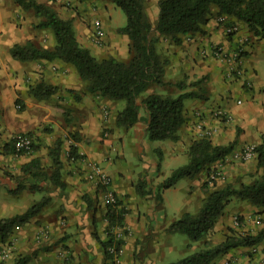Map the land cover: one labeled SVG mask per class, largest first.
<instances>
[{"label": "crops", "instance_id": "0c3cea01", "mask_svg": "<svg viewBox=\"0 0 264 264\" xmlns=\"http://www.w3.org/2000/svg\"><path fill=\"white\" fill-rule=\"evenodd\" d=\"M37 2L65 20L74 18L87 4L80 0ZM110 14L111 11L97 19L105 31L106 46L102 50L110 49L116 58ZM158 15L159 7L151 19L154 28ZM33 18H39L33 10L27 12L16 7L14 0H0V169L9 171L8 175L15 171L24 174L31 183L19 191L9 177L0 176V219L23 214L44 196L50 201L40 214L15 229L14 252L8 260L5 259L9 255H1L0 264H14L20 256H30L28 264H163L167 252L174 247L176 234L168 233L170 224L185 213L195 212L190 206L196 212L201 208L199 200L195 203L190 198L191 188L197 189V196L201 195V178L182 179L172 187L187 181L181 188L185 196L176 208L166 197L172 188L160 187L175 169L183 166L182 159L192 140L199 139L198 121L203 119L216 145L225 146L237 139L233 152L264 142V39L250 36L246 25L232 18L219 23L214 17L204 25L203 31L181 36L178 44H168L169 52L165 53L170 55V60L165 66L164 84L152 86L148 94H160L166 85L172 84L179 89L176 94L194 91L199 98L185 100L188 121L179 132V141L150 142L147 125L141 119L129 131L117 127L118 112L114 114V110L113 114L109 111L110 118L106 121L104 107L110 102H101L99 96L90 94L72 67L43 60L21 62L12 57L10 49L15 44L31 41L43 45L41 38L36 37L38 33L32 30ZM79 19L74 24L78 42L98 49L93 38L94 25L91 32ZM231 24L238 26L234 33L227 32ZM49 42L50 46L55 45V39ZM125 42L130 41L126 38ZM160 42L155 47L157 55L164 40ZM218 47L224 50V58L214 53ZM236 53L242 55L239 60L234 58ZM197 81L200 82L193 85ZM42 82L57 88L54 98L30 95V85ZM238 100L242 103L238 104ZM17 101L24 106L22 111L16 109ZM218 110L227 112L230 121L218 119ZM140 116H145L143 111ZM20 133L33 135L37 149L29 154L31 157L28 153L13 155L6 151L5 145ZM68 135L71 139L67 143ZM57 143H60L62 168L60 183L54 184L51 153ZM129 145L142 167L130 170L122 163L129 156ZM76 146L86 162L97 163L111 176L110 188L113 187L118 199L115 207L125 212L123 226H111L108 219L111 204L106 205L105 188L87 179L88 168L82 159L70 160L65 155L66 150ZM151 155L159 160L150 161ZM34 158L39 159V171L44 176L23 172V166ZM16 160L20 168L14 164ZM244 168L238 163L233 169L230 167L228 176L238 177ZM42 230L45 232L39 236ZM111 236L122 242L121 254L114 262L107 258L103 247ZM228 261L250 264L241 250L213 264H228Z\"/></svg>", "mask_w": 264, "mask_h": 264}, {"label": "trees", "instance_id": "16d2710c", "mask_svg": "<svg viewBox=\"0 0 264 264\" xmlns=\"http://www.w3.org/2000/svg\"><path fill=\"white\" fill-rule=\"evenodd\" d=\"M108 1L125 14L126 23L120 29V33L130 40L128 61H120L114 57L98 60L88 48L79 44L72 21L60 18L54 10L39 4L37 0L15 2L22 9L33 10L37 17L44 18L38 27L52 30L55 46L43 48L28 41L25 44H15L10 53L14 59L21 62L43 60L74 67L90 94L124 102V108L116 117L117 127L130 130L141 119L147 125L146 133L150 142H177L180 130L188 121L184 108L185 100L199 98L194 91L184 92L176 97L157 93L144 96L151 86L164 84L166 63H161L157 56L155 43L158 38L153 35L154 33L171 38L178 44L181 36L203 31L204 25L214 17H226L246 25L250 36L264 39V0H159V16L155 29L147 14L146 0ZM56 91L57 88L43 82L36 86L32 85L29 90L31 95L39 98L52 96ZM142 111L145 115L143 118L140 116ZM24 134L33 138L32 133ZM236 143L237 139L225 146L214 144L210 138L192 140L188 148V163L175 169L161 184V189H170L182 179H194L204 171L209 172L212 164L234 151ZM14 144L13 137L5 145L7 153L27 154L17 152ZM36 149L34 143L30 153ZM255 154L257 168L264 169V142L255 147ZM51 156L55 165L51 180L54 184H59L62 168L60 143H57ZM38 165L39 159L34 158L23 166L22 170L35 177L44 176L45 173L39 171ZM212 175L210 172L207 182L202 185V191L206 195L200 210L195 214H183L170 224L168 233L185 235L196 243L206 240L234 197L264 209V175L257 177L250 184H241L239 187L231 183L219 186L215 179L210 178ZM49 201L50 198L45 197L23 214L0 219V247L11 239L15 229L23 227L40 214ZM115 206H109L108 219L111 225L123 226L125 212ZM262 242L264 228L256 235L234 234L214 246L205 242L199 251L169 264H213L235 250L254 247ZM103 247L107 258L112 260L113 255L109 249L114 248L116 254H119L122 242L111 236L103 243ZM17 259L14 264H28L30 256H20Z\"/></svg>", "mask_w": 264, "mask_h": 264}, {"label": "rangeland", "instance_id": "374dc122", "mask_svg": "<svg viewBox=\"0 0 264 264\" xmlns=\"http://www.w3.org/2000/svg\"><path fill=\"white\" fill-rule=\"evenodd\" d=\"M57 1H59V0H55V1H51V2H57ZM156 1L157 0H146L147 14L149 16L150 21L154 15V12L158 8V6L156 5ZM14 3L16 4V7H19V5L15 2V0H14ZM84 3H87L86 5H88L89 8L86 5H83V9L77 15H74V18L66 19V20L72 21L73 26H74L75 20L76 19L78 20L80 18L79 20L81 22H83L82 24L86 25V27L92 32L93 31V25L95 28V23L97 21H99L97 18H100V15H102L104 13H108L111 11V14L109 17V24H110V31L114 34L112 36V39L114 40L113 42H115V44L117 46L115 48L117 51L116 52V55H117L116 59H118L120 61H128L129 57H130V54H129L130 42H129V44H127L126 42L124 43V39H126L128 37L126 35H123L120 33V29L126 23L125 14L119 8H117L112 2H110L108 0H90V1H86ZM155 5H156V7H155ZM77 9L79 10V8H77ZM25 11L28 12L29 10H25ZM85 13H91V14H89V16L88 15H82ZM86 18H87V20H86ZM42 20H44V18H40V17L36 18V19L33 18V20H32L33 21V23H32L33 29L32 28L31 29L33 30L34 33L36 31L38 33V35L36 37L37 38L40 37L41 40L43 41V45H39L40 47L53 48L55 45L50 46V42H49V40H51V42H52V40H54L53 39L54 35H53L52 30L51 29H41V28L38 29L39 27L36 28V25L38 23H40ZM153 29H155V28L153 27ZM74 30H75V27H74ZM75 34H76V38H77L76 30H75ZM153 35L158 38L157 42L155 43V47H156V44L160 45V43H161L160 41H162V39L164 40L163 46H161L160 48L158 46V52H159L158 55L160 57V58L159 57L158 58H159L161 63L165 62L166 63L165 66H167L169 63V60H170L169 59L170 55H167V53H165V52H169V48H168L169 45L168 44L173 45L175 43L171 38H167L164 36H158L157 33H154ZM93 38H94V36H93ZM95 45H96V48H98V49H95L93 47H89V48L86 47V48H88L91 51L92 55L95 56L98 60H103V59H108V58L114 57V54H112L110 52V49H106L105 51L102 50L106 46V45H104V41H102L101 43H97V44L95 43ZM82 46L85 47L84 45H82ZM121 51H123V54H121ZM156 53H157V48H156ZM67 66H70V65H67ZM70 67H72V66H70ZM72 68L75 70L74 67H72ZM83 84H85V83H83ZM31 86L32 85H30L29 88H31ZM154 86H156V85H154ZM151 87L147 90V92L144 94V96L149 95L148 91L151 89ZM178 90H179L178 88L173 87L172 84H169V85L165 86L164 91L160 94L171 95V96L176 97V96H178V94H176L178 92ZM153 91L159 92L156 89ZM71 93H74V91L72 90ZM157 94H159V93H157ZM54 95L52 98H54ZM100 99H101L100 100L101 102H110V103H106L105 107H104L105 115H106V118H105L106 121H109V118H110V115H109L110 112L109 111H111V114H113L112 110H114V114H116V112L119 113L121 111V109L124 108V105H125L124 102H122V101H112V100L101 98V97H100ZM19 102L16 104V109L19 111H22L24 106ZM18 106H21V107L19 108ZM118 128L122 129L120 127H118ZM122 130H124V129H122ZM126 131H129V130H126ZM109 132H111V131H109ZM14 136H16V135H14ZM69 137L70 136L68 135L65 138V140H67V143L70 142L71 138H69ZM180 138L181 137H179V140H180ZM198 138H200V137H198ZM172 142L174 144L176 143V141L175 142L172 141ZM77 149H78L77 146L74 149H70V150L68 149V151L66 150L65 155L70 160L71 159L76 160V159L81 158L87 167V163H88V162H86L87 160H84V155L80 154L79 151H77ZM67 152H68V154H67ZM127 152L129 154V156L127 157V160H124V162H122V163H124L125 165H128V169H130V170L137 169L138 166L142 167V165H143L142 162L140 160H138L137 154L135 153V151L132 150L130 145L127 148ZM237 153L238 152H232L230 155L226 156L224 159L215 162L214 164L211 165L209 172L204 171L203 173H201L196 178H201V183L207 182L209 173L211 172L213 175L210 178L215 179V181L217 182V184L219 186H223L225 184L231 183L235 187H239L241 184H250L257 177L264 175V169H258L257 168V164H256L254 158L245 159L241 155H237ZM130 154H132V156H130ZM27 155L30 157L32 156L29 154H27ZM188 157L189 156H188V150H187L185 152L184 158L182 159L181 165H185V163L188 162L187 161L189 159ZM147 160H148V158H147ZM149 160L150 161H152V160L158 161L159 159H158V156L151 155ZM238 163L240 165H244L245 171H242L244 173L242 174V172H241V174L238 177H233V176L229 177L228 171H229L230 167H231V169H233ZM14 164L15 165L19 164V165H17L18 166L17 168H20V166H21V164L18 163V160H16L14 162ZM110 167H114V166H110ZM8 172L9 171H4L2 168V169H0V176H2V178L9 177V179L12 180L17 185V188L19 191H23L25 188H28L29 184H31L30 182L27 181L26 175L21 174V173H17L16 171L14 173L11 172L8 175L7 174ZM108 176L111 178V176L109 174H108ZM156 176H158V175H156ZM154 180L155 179H152V181H154ZM112 181L113 180L111 178V185H112ZM186 182L187 181H183V183H180L179 185H177V187L172 188L171 190H169L166 193V197L171 202V206L173 208H176L178 203L185 196V192L183 190H181V188H183L182 186H184V184H187ZM26 183H28V184H26ZM210 185L212 187V184H210ZM191 190H192V192H190V198L192 197V199L195 203H197L199 200L200 201L199 207H201L202 203L205 199L206 194L203 191H201V195H198L199 196V198H198L197 193L195 192V190H197V189L191 188ZM45 197L46 196L42 197L40 200H42ZM112 197L115 199V203L113 202L111 205L117 206L118 199H117V195H116L113 187L108 192L105 190L104 199H105L106 205H108V203L110 202V198H112ZM190 210L195 211L192 214L197 213L196 209L193 208L192 206H190ZM170 212H172V209H170ZM111 226L115 227L114 224ZM263 228H264V209H259L255 206L249 204L248 202L241 201L238 198L234 197V198H232L230 204L226 207L223 216L218 221V223L215 225L214 229L208 234L206 240L201 241L199 243H196V242L190 241L185 235L176 234L175 239H173L174 247L167 252V258H165V260H163L164 261L163 264H169V263L177 262V261L183 259L184 257H186L187 255L199 251L201 248L204 247L205 242H209L212 246H214V245L221 243L227 237L232 236L234 234L256 235ZM13 237L14 236L12 235L11 239L5 244L4 247L3 246L0 247V256L1 255L3 256L5 254V252H7V257L9 255V257L5 260L10 259L13 252H14V239H13ZM238 250H241L242 255L246 257V259L249 261L250 264H264V242H262L259 245L254 246V247L242 248V249H238ZM16 260H18V259L15 258V261ZM228 264H230V261H228Z\"/></svg>", "mask_w": 264, "mask_h": 264}, {"label": "built area", "instance_id": "2783aa9c", "mask_svg": "<svg viewBox=\"0 0 264 264\" xmlns=\"http://www.w3.org/2000/svg\"><path fill=\"white\" fill-rule=\"evenodd\" d=\"M50 1H55V0H50ZM217 21L219 23H225L226 17H219L217 19ZM237 29H238V26L231 24L228 26L227 32L228 33H234L237 31ZM94 30H95L94 31V42L96 44L101 43L105 38V31L103 29L101 22L97 21L95 23ZM214 53L220 58L225 57L224 50L221 47L216 48ZM241 57H242V55L239 53L234 54L235 59L239 60ZM237 102H238V104L242 103L241 100H238ZM18 107L20 108L21 106H18ZM217 118L222 120V121H225V122L230 121V119H231L229 114L227 112H225L224 110H218L217 111ZM197 130H198V133L201 132V134L199 135L200 138H210L211 137L210 132L206 131L205 126L203 125V119H200L198 121ZM202 132H205V133H202ZM14 139H15L14 147H15V150L17 152L30 153L33 150L34 140L32 137H30L24 133H20V134H17L16 136H14ZM255 147L256 146H253V145L248 146L242 152L237 153V155H241L245 159L254 158L256 156ZM87 168H88L87 179L90 182L94 183L95 186L104 187L107 192L110 191V189H111L110 188L111 187V178L108 176V174L95 162L88 161ZM113 202L115 203V199L112 197V198H110L109 203L112 204ZM40 232L41 233L39 236L44 234L45 231L42 230ZM109 251H110V254L113 255L112 256L113 262L116 261V259L121 254V251L119 252V254H116L114 248H110ZM3 256H7V252H5V254Z\"/></svg>", "mask_w": 264, "mask_h": 264}]
</instances>
